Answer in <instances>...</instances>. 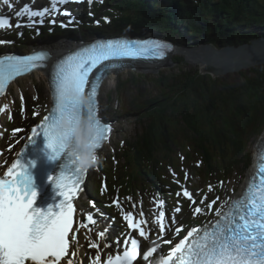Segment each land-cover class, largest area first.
<instances>
[{"label": "snow or ice", "instance_id": "1", "mask_svg": "<svg viewBox=\"0 0 264 264\" xmlns=\"http://www.w3.org/2000/svg\"><path fill=\"white\" fill-rule=\"evenodd\" d=\"M68 2L69 0H51V12L49 8L40 11L25 6L23 12L17 15L22 16L26 13L29 24H43L46 14L59 12L57 5ZM3 3L11 7L10 0H3ZM88 3L91 4L92 0H88ZM63 15L70 17L68 24H71L74 19L71 13L64 11ZM34 17H39V21H33ZM9 26V20L0 16V29ZM15 27L19 28L21 24L17 23ZM60 27H67V24L61 23ZM170 50V45L153 39H119L98 41L65 57L55 65L51 74L54 107L50 114L43 117L44 123L40 125L39 131L32 130V136L36 137L43 133L48 140V148L54 153L52 158L61 157L66 151V146L63 140L53 133L57 109L61 107L67 111L79 109L86 114L78 96H88L91 99L92 113L97 117L96 126L100 132L101 148L102 143L112 132V125L102 122L98 116L96 98L102 78H105L110 70L126 67L124 61L163 59ZM46 60L47 56L42 52L25 56L6 55L0 58V95L5 93L16 77L33 69L45 67ZM94 70L96 74L92 76L90 82L89 77ZM67 152L70 157L67 170L58 178H53L63 197L56 212L49 209L44 213L33 207L36 193L27 190V177L20 161L12 165L5 177L0 178V264H75L71 258L75 255V233L79 227L94 226L97 221L92 214H88L83 224L78 225L76 229L73 227L76 212L73 201L76 193L82 191L80 185L84 182L87 171L81 169L69 151ZM209 190L211 191V188ZM184 195L192 200L189 192L185 191ZM215 202L213 200L208 207L211 208ZM192 203L195 204V200H192ZM92 207H95L94 203ZM175 211L179 212L180 209L177 208ZM193 211L194 214H199L203 210L196 207ZM159 215L163 217L164 212L161 211ZM216 216L219 219L210 230L193 228L175 244L166 257L161 254L160 264H264V157L257 177L252 179L244 196L235 201L225 214L217 211ZM125 219L128 220L130 228L134 230L139 228L138 224L132 222L131 216H125ZM172 223H175L174 216ZM159 230L161 232L164 230L163 225ZM181 230L179 227L176 228L177 233ZM100 235L104 237L106 232ZM139 236L147 239L143 228H140ZM166 243H171V240ZM123 245L122 254L107 256V264H134L139 255L138 240L124 239ZM91 247L98 248L99 245L92 243ZM119 247L120 244L117 242V248ZM156 251L155 247L146 251L143 260L147 261ZM95 260L99 262L100 255H96Z\"/></svg>", "mask_w": 264, "mask_h": 264}, {"label": "trees", "instance_id": "2", "mask_svg": "<svg viewBox=\"0 0 264 264\" xmlns=\"http://www.w3.org/2000/svg\"><path fill=\"white\" fill-rule=\"evenodd\" d=\"M241 1L245 3H241ZM223 2L224 4L221 5V9L225 12L226 16L227 12L232 15L229 22L233 23L255 17L253 15L254 11H264V0H223ZM203 11L207 12L205 8H203ZM124 21L127 22L128 19L125 18ZM233 36L237 37L235 39L237 43L249 40V37L244 35L237 36L234 34ZM177 62H183V59H179ZM252 71L257 73L258 78L250 81L251 89L253 90L254 87L263 88V91L261 88L259 93L256 94V101L251 100V98L248 99V109L253 111L254 116L257 117L261 111L260 106L264 104V66ZM243 75L247 80L251 78L245 73ZM178 78L179 81L172 78V81L175 83L168 85V90L171 88L172 91L170 101H168L169 98L167 97L162 99V104L165 102V107L157 108L155 118L151 116L153 121L147 123L145 134L139 137L136 144L127 145L132 150L125 149V166L120 175L121 185L128 191L132 189L133 184L140 176L146 177L140 156L144 154L146 161L151 162L157 155L161 145L166 146L163 140L165 134L167 135V131L170 129L168 126L170 121L175 125H181L182 121H187L198 128H204L203 125L206 126L208 124L212 132H214L217 130L215 122L221 120L224 129L218 128L220 135L227 142L238 147L240 146V139H242L245 132L242 124L247 123L252 118V114L243 105L239 104V100H235L234 102L230 100L233 97L231 94L233 86L229 84L230 82L227 79H217L210 74L203 75L198 70L178 75ZM161 83L164 84L165 82L161 79ZM236 105L237 108L235 109ZM222 108L224 109L219 111ZM217 111H219V115L215 116ZM232 111L233 114L231 116ZM168 114L171 116L168 117ZM180 117L182 120L179 122L178 119ZM242 117H246V119L236 121ZM239 123H241V126L238 125ZM197 130L201 133L199 129ZM224 132L225 134H223ZM207 141H210V139L207 138ZM138 146H140L141 151L136 150ZM148 177L150 176L148 175Z\"/></svg>", "mask_w": 264, "mask_h": 264}, {"label": "rangeland", "instance_id": "3", "mask_svg": "<svg viewBox=\"0 0 264 264\" xmlns=\"http://www.w3.org/2000/svg\"><path fill=\"white\" fill-rule=\"evenodd\" d=\"M182 64H176L175 62H168L162 65H153L155 68V76L146 74L139 69H131L130 72H125L121 76H117L116 74H111L109 79L106 81L103 92H102V109L103 112L107 113L109 118H112L117 123H115L117 129L112 138L111 143L105 149V153L103 154V158L108 157L111 153H113L116 149H118L119 143L123 140L126 142H131V139L137 138L139 134L142 133L143 128V118L142 116H136L133 113H128L133 106L136 104L139 106L141 103L145 104L148 99L150 100H159L163 96L162 87L159 83V80L156 79L161 75V77L169 83L171 79L172 73H179L181 69H184L186 72L188 69H202L204 66L202 64L196 65L195 63H188V66L181 68ZM133 73H139L140 75L137 77ZM242 73L231 72L223 77H218L220 79H232L237 80L241 77ZM141 75H145V77H141ZM156 77V78H155ZM237 78V79H236ZM182 79V78H181ZM243 83V82H242ZM241 83V84H242ZM249 83V81L247 82ZM24 89L27 95H31L33 92L38 97V104H41V101L44 103L43 105H39L36 108H42L43 111L47 109L50 102L49 97V88L47 84V78L42 75H37L34 81L27 80L21 83L20 89ZM18 87L14 88V93L20 94ZM187 89V88H186ZM239 89L242 87L235 88L234 93L232 95H238L241 93ZM229 97V92H228ZM16 105V104H15ZM17 105H21V100H18ZM264 115V114H263ZM263 117L257 118L255 120V124L252 128L248 129V137L246 139V148L244 153L242 154V161L239 164H235L238 166L236 171L230 177L227 183L224 184L222 189V195L219 197L222 201H229L232 197L240 193L241 189L244 187V183L247 181L250 171L254 167L255 156H256V147L260 140L264 137V122L262 121ZM142 121V123H141ZM142 124V125H141ZM183 137V135H182ZM208 148L211 150V156L216 158L221 153L218 151L213 144H208ZM237 160V159H236ZM235 160V161H236ZM233 161V162H235ZM98 171L95 168L92 172L91 179L94 180ZM185 173V172H184ZM187 174L185 173V176ZM199 189L204 186L205 179L199 178ZM211 188V191L209 190ZM206 190L212 194L214 191L213 186L208 185ZM155 194V193H154ZM150 196L151 198H155V201L148 200L152 205H156L158 203V198H156V194ZM206 195L202 197L201 201H204ZM221 201V202H222ZM220 206V204H219ZM153 214V213H151ZM205 215V213H203ZM208 215H210L208 213ZM154 217V216H153ZM156 220V219H155Z\"/></svg>", "mask_w": 264, "mask_h": 264}, {"label": "clouds", "instance_id": "4", "mask_svg": "<svg viewBox=\"0 0 264 264\" xmlns=\"http://www.w3.org/2000/svg\"><path fill=\"white\" fill-rule=\"evenodd\" d=\"M86 114L79 109L75 111L57 109V120L53 133L61 138L77 165L86 171L100 166L102 160L98 154L100 132L96 126L97 117L90 108L88 96H78Z\"/></svg>", "mask_w": 264, "mask_h": 264}, {"label": "water", "instance_id": "5", "mask_svg": "<svg viewBox=\"0 0 264 264\" xmlns=\"http://www.w3.org/2000/svg\"><path fill=\"white\" fill-rule=\"evenodd\" d=\"M199 58V62L206 65L205 72L209 74L222 75L250 70L264 66V41H255L252 45L238 50L227 49L219 53L211 48L208 55L201 53Z\"/></svg>", "mask_w": 264, "mask_h": 264}, {"label": "bare ground", "instance_id": "6", "mask_svg": "<svg viewBox=\"0 0 264 264\" xmlns=\"http://www.w3.org/2000/svg\"><path fill=\"white\" fill-rule=\"evenodd\" d=\"M256 19H258V20H262L263 18H261L260 16H258V17H256ZM238 23H241V20H239V21H237ZM236 27H238L237 25H236ZM70 43L71 42H69V41H67V40H63V41H61V46H62V48H59L60 49V51H58V53L60 54V53H62V52H64V51H62V49H65V51H67L68 49L67 48H69L68 46L70 45ZM34 46V45H33ZM32 46V47H33ZM47 47H49V46H47ZM204 68V67H203ZM46 75H47V73H46ZM45 78H46V76H45ZM11 100H12V102L15 104L16 102H17V98H16V95H12V98H11ZM44 103L41 101V104H39V105H43ZM117 123V122H116ZM30 125V124H29ZM117 129V127L116 126H114V130H116ZM254 172V170H252L251 172H250V174L251 173H253ZM93 210H96L97 212H102L101 211V209L98 207V206H96L95 205V207L93 208ZM101 221H104V224H103V227H104V229H109V228H112L111 230H112V233H115V228H113V227H111V220L109 219V217H106L104 220H102L101 219Z\"/></svg>", "mask_w": 264, "mask_h": 264}]
</instances>
